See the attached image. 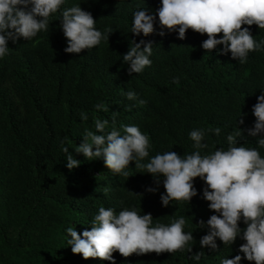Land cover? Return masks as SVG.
I'll use <instances>...</instances> for the list:
<instances>
[{"label": "trees", "instance_id": "trees-1", "mask_svg": "<svg viewBox=\"0 0 264 264\" xmlns=\"http://www.w3.org/2000/svg\"><path fill=\"white\" fill-rule=\"evenodd\" d=\"M74 5L92 14L102 34L110 28L109 40L79 54L66 53L69 44L58 12L50 17L48 31L31 41L8 40V54L0 58V264H110L98 258L85 260L67 243L66 229L75 225L78 232L90 230L101 206L117 213L123 208L150 213L153 226L184 216L183 230L194 236L191 252L128 258L115 252L116 264H220L222 258L243 255L238 251L245 242L240 237L231 246L217 238L216 251L201 248L199 241L209 230L198 224L203 220L206 225L216 213L203 199L205 185L199 178L194 181L198 195L190 204L173 201L164 207L162 182L157 185L151 174L135 168L134 161L126 169L129 177L113 175L103 157L88 161L74 149L83 142L86 129L96 131V118L108 119L110 132L114 111L118 129L136 125L149 136L151 147L144 163L167 151L191 154L195 142L189 133L194 129L204 130L201 143L208 147L200 149L202 155L226 149L227 135L239 128L244 131L238 142L257 147V138L247 129L254 125L252 107L264 91V50L250 52L248 61L240 64L230 52H205L201 44L207 36L190 29L183 40L178 31L158 35V17L153 34L134 35L133 12L139 8L153 14L160 0H65L61 12ZM250 31L257 41L264 40V29L253 25ZM133 40L151 41L153 52L151 66L130 76L123 55ZM128 91L137 98L127 99ZM99 103L109 110H97ZM81 112L87 114L86 121ZM241 117L244 124H239ZM217 127L219 136L209 131ZM63 147L82 161L79 167L68 170ZM259 151L264 158V148ZM150 187L158 191L148 192ZM240 227L246 228L243 221ZM199 251L205 253L201 260L191 259ZM241 264L250 262L243 259Z\"/></svg>", "mask_w": 264, "mask_h": 264}, {"label": "clouds", "instance_id": "clouds-1", "mask_svg": "<svg viewBox=\"0 0 264 264\" xmlns=\"http://www.w3.org/2000/svg\"><path fill=\"white\" fill-rule=\"evenodd\" d=\"M64 4L65 0H0V58L8 54V40L15 42L23 37L31 41L39 32L48 31L50 17L58 12L62 17L60 28L69 44L64 49L66 53L79 54L83 49L98 46L102 39L109 40L110 28L102 34L95 28L96 20L90 12L82 10L80 5L61 12ZM157 17L158 35L163 37L165 30L167 33L178 31V38L183 40L190 29L207 36L201 44L205 52L218 51L220 55L230 52L231 58L240 64L248 61L250 52L264 50V40L257 41L250 31L253 25L264 29V0H160V7L153 14L139 8L133 12L131 32L136 36L143 33L145 37L153 34ZM244 25L248 27H242ZM218 45L223 47L218 49ZM152 46L151 41L130 42L129 50L123 55V62L129 65L130 76L151 66ZM173 82L178 83L179 78L174 77ZM125 95L129 100L137 98L132 91ZM256 99L252 107L255 122L247 132L257 138V147H246L238 142L237 137H241L244 131L239 128L227 135L226 149L220 147L202 155L200 149L208 147L207 143H201L204 130L194 129L189 133L195 142V151L191 154L167 151L157 153L144 163L142 161L149 157L151 147L149 136L136 125H121L118 129L117 112L114 111L110 132L106 131L109 120L96 118V131L86 129L83 142L74 150L88 161L103 157L113 175L129 177L126 169L134 161L135 168L141 173L151 174L157 185L162 182L166 194H162L160 199L164 207L173 201L190 204L198 195L194 181L199 178L205 185L203 199L209 202V210L216 213L210 216L206 225L203 220L198 224L200 228L206 226L209 230L199 241L201 248L207 246L216 251L219 248L215 242L217 238L224 246H231L240 237L245 241L238 249L243 255L222 258L220 264H241L243 259L250 264H264V158L259 151L264 148V91ZM95 108L104 112L109 110L104 103L95 105ZM80 118L86 121L88 116L81 112ZM239 124H244L242 117ZM209 131L219 136L221 129L217 127ZM63 152L69 171L81 165L82 161L74 158L68 147H63ZM147 191L155 193L158 188L150 187ZM241 221L246 228L241 229ZM185 224L184 216H180L174 217L169 224L153 226L150 213L140 214L134 208H123L117 213L113 208L101 206L90 230L85 228L81 233L75 225L66 229L70 237L67 243L73 254L81 255L85 260L98 258L110 264H116L115 252L124 258L133 254L191 252L189 242L194 240V236L192 232H184ZM204 255L199 251L191 259L199 262Z\"/></svg>", "mask_w": 264, "mask_h": 264}]
</instances>
